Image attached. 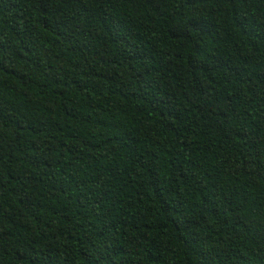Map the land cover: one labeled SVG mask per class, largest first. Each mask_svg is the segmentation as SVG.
I'll use <instances>...</instances> for the list:
<instances>
[{"label":"trees","instance_id":"obj_1","mask_svg":"<svg viewBox=\"0 0 264 264\" xmlns=\"http://www.w3.org/2000/svg\"><path fill=\"white\" fill-rule=\"evenodd\" d=\"M0 264H264V0H0Z\"/></svg>","mask_w":264,"mask_h":264}]
</instances>
